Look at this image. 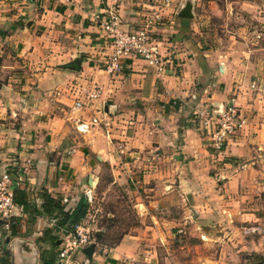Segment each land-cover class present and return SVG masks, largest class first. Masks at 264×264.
I'll list each match as a JSON object with an SVG mask.
<instances>
[{"label":"crops","instance_id":"crops-1","mask_svg":"<svg viewBox=\"0 0 264 264\" xmlns=\"http://www.w3.org/2000/svg\"><path fill=\"white\" fill-rule=\"evenodd\" d=\"M154 1L0 0V169L24 179L0 264H264V0H172L153 34L163 70L127 58L108 74L96 16L114 7L134 30ZM231 99L244 125L217 155L198 119ZM103 167L137 224L106 245L95 222L91 256L62 260Z\"/></svg>","mask_w":264,"mask_h":264},{"label":"built area","instance_id":"built-area-1","mask_svg":"<svg viewBox=\"0 0 264 264\" xmlns=\"http://www.w3.org/2000/svg\"><path fill=\"white\" fill-rule=\"evenodd\" d=\"M172 0H155L153 4L143 10V20L140 26L134 30L123 28L122 21L114 7H108L104 14L98 17L99 26L109 41L110 51L107 54L103 65L104 70L110 75L118 74L122 69V60L127 58H139L148 65L162 71L165 66L164 58L153 34L157 25L165 19L166 11L171 7ZM100 95V88L93 86L86 94L85 99L91 100ZM81 107L82 102L75 103ZM98 118L91 119V125L98 124ZM204 128L208 131L212 147L221 152L231 139L232 135L240 132L244 125L238 107L231 102L217 109H211L202 121ZM90 125L81 123L77 129L86 132ZM22 172L8 165L0 169V223L4 230H9L16 223L18 206L13 201L12 188L23 185ZM86 199L89 204L93 202L91 190H86ZM93 223V218H89ZM94 231L91 226L76 224L73 230L64 236L62 248L59 251V258L67 260L70 252L82 250L90 244L97 245Z\"/></svg>","mask_w":264,"mask_h":264},{"label":"rangeland","instance_id":"rangeland-1","mask_svg":"<svg viewBox=\"0 0 264 264\" xmlns=\"http://www.w3.org/2000/svg\"><path fill=\"white\" fill-rule=\"evenodd\" d=\"M229 102H231V100H229ZM224 105L225 104H221V106ZM217 108L218 105L216 108L212 109ZM238 109L240 110L239 107ZM209 110L210 108H206L201 112V118L199 117L198 123L199 128L201 127L200 130L203 131L202 134L206 138L207 143L212 147V142H210L209 133L204 128V125L202 123L203 118L208 115ZM238 133L239 132H237L236 135H238ZM236 135H232L231 138L233 139ZM213 150L217 155H221L224 151L223 149L221 152H218L214 148ZM100 176L102 180H100V183L96 185L93 189V202L92 204L88 205L87 214L90 218H93V223H89V225L91 226V229L94 230V236L96 237V230H98L93 225L96 222L97 228L99 226L101 227V240L104 241L106 245H110V241H116L123 233H127L128 231H131L133 229H131V227L137 224V216L132 209V205L134 202L132 200L133 198H130V195L124 190L121 185L110 184L111 179L109 176L108 169L106 167L102 168ZM110 212L115 215L112 219L110 218ZM96 239L97 238H95V240Z\"/></svg>","mask_w":264,"mask_h":264},{"label":"water","instance_id":"water-1","mask_svg":"<svg viewBox=\"0 0 264 264\" xmlns=\"http://www.w3.org/2000/svg\"><path fill=\"white\" fill-rule=\"evenodd\" d=\"M178 16L180 18H190L192 15L190 13V4L187 3L184 5V7L179 12ZM77 66L74 63H70L66 66V68L75 69ZM94 250V244H90L86 248H84L82 251L88 256H91Z\"/></svg>","mask_w":264,"mask_h":264},{"label":"trees","instance_id":"trees-1","mask_svg":"<svg viewBox=\"0 0 264 264\" xmlns=\"http://www.w3.org/2000/svg\"><path fill=\"white\" fill-rule=\"evenodd\" d=\"M12 190H13V201L15 202V203H17L16 202V196H17V193H19V191H21L20 190V188L19 187H13L12 188ZM76 223H74V225H75ZM13 227H14V225H12L11 227H10V230H9V233H10V235L13 233ZM98 238V237H97Z\"/></svg>","mask_w":264,"mask_h":264}]
</instances>
